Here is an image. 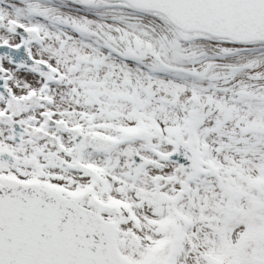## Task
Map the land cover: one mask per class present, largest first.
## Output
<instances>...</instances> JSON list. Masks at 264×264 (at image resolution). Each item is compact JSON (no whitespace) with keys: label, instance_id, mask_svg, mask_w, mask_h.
I'll list each match as a JSON object with an SVG mask.
<instances>
[{"label":"snow or ice","instance_id":"obj_1","mask_svg":"<svg viewBox=\"0 0 264 264\" xmlns=\"http://www.w3.org/2000/svg\"><path fill=\"white\" fill-rule=\"evenodd\" d=\"M0 264H264V0H0Z\"/></svg>","mask_w":264,"mask_h":264}]
</instances>
